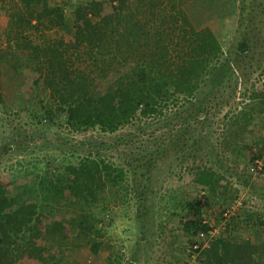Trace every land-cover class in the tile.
I'll use <instances>...</instances> for the list:
<instances>
[{"label":"trees","instance_id":"trees-1","mask_svg":"<svg viewBox=\"0 0 264 264\" xmlns=\"http://www.w3.org/2000/svg\"><path fill=\"white\" fill-rule=\"evenodd\" d=\"M241 1L233 53L222 57V20L216 25L213 20L194 22L171 0H58L49 5L44 0H0L6 16L0 76L7 70L27 85L14 115L29 127V143L13 144L12 135L1 137L0 148L7 151L13 144L11 150H25L28 156L0 183V264H63L70 251L88 261L100 248L106 250L103 264H127L123 243L115 241L111 230L116 207L124 217L133 207L138 240L149 229L144 224L147 213L177 214L175 206L188 185L200 186L210 198L224 194L226 185L214 178L220 166L240 184H249L247 177L217 159L219 155L235 164L237 142L222 136L217 147L200 144L202 132L207 133L228 102L222 92L233 87L238 56L257 41L242 31L247 3ZM181 78L197 82L192 94L181 100L171 90L162 113L141 119L125 116L124 103L114 99L109 85L113 82L123 91L133 80L155 104L163 102L162 88ZM261 84L258 92L250 93V105L258 110L264 109V79ZM6 110L0 105L2 122ZM126 126V131L116 132ZM70 131L80 136L68 137ZM95 132L114 135L91 138ZM247 150L249 170L254 159L263 156ZM188 160L199 162L188 176L155 191L165 174H183ZM263 172V165L255 171ZM252 196L264 198V190ZM191 202L192 213L179 215L176 229L190 238L188 248L196 264H263L264 207L252 213L247 208L242 216V224L261 231L254 242L229 234L239 218L228 216L226 221L222 207V229L206 247L200 241L219 220L210 223L201 212L202 202ZM162 223L160 219L157 226Z\"/></svg>","mask_w":264,"mask_h":264},{"label":"rangeland","instance_id":"rangeland-1","mask_svg":"<svg viewBox=\"0 0 264 264\" xmlns=\"http://www.w3.org/2000/svg\"><path fill=\"white\" fill-rule=\"evenodd\" d=\"M57 2L58 0H44V4L46 5ZM171 2L175 6L183 8L194 22L205 19V21L210 23L213 20V23L216 25L217 20L221 19L223 23L220 25L219 41L223 50L222 57L227 56L229 52L232 55L233 52L230 45L234 43L236 38L234 37L236 36L235 28L239 23L238 7L240 3H242L241 0H171ZM246 3L244 24L247 26H244L242 31H246L251 37H256L257 41L254 47L246 51L244 56H238L237 61L239 65L235 69L236 76L232 83L233 87L231 89L226 88V90L222 92V97L228 99V102L223 104L224 106L217 111L210 127L206 128L207 133L203 134L202 132L201 135H203V137L201 138L200 144L204 148L209 145L217 147V143L222 136L226 137L227 140L237 142L240 145V150L236 156L235 164L224 161L223 158H219V155L217 159L218 161L220 160L219 162L222 164L226 163L229 167H232V171L235 169L237 173L240 172L242 177H247L249 184L247 186L240 184L238 182V177L231 176L227 171L223 172L221 166V168H215L218 172L214 176L215 180L226 185L224 194L217 193L210 198L209 195L206 196V194H203V188H200V186L188 185L183 199H180L175 206L177 214L166 212L158 215L156 212V214L153 215V213H147L148 215L144 219V224H146L149 229L146 231L144 237L138 240L136 226L131 220L133 217V207L130 206L128 208V213H130L128 217L121 216V208L116 207L114 210L117 211V214L113 218L114 226L111 230L112 234L117 239L115 241H121L123 243L121 248L123 252V263L196 264L194 259H192L193 254L192 252L190 253L188 248V241L190 238H187L180 230L178 231L176 229L179 224V215L183 213L190 215L192 213L191 201L193 199H199L202 202L201 212L206 214V218L210 223L214 220H219L213 230L203 238V241H200L202 245L207 247L210 241L214 239L217 233L222 229L220 224L223 220L219 215L222 207L229 212L227 216L221 214L225 218L228 216L239 218L238 224L233 230L230 228L229 234H233L239 239L241 236L242 239L250 242H254L257 237H262L258 226H247L242 224V216L247 208H249L248 212L252 213L253 211L262 212L263 209L260 207H264V198L259 199L253 196L254 198H252L251 203L247 200V196L250 194H255L259 197V192L264 190V172L262 175H256L255 172L251 171L252 174L249 175L248 171L250 169H246L247 157L249 156L248 148L250 152L259 153L263 156L261 158L262 160L259 159V161L261 162L260 166L263 165L264 167V145L262 141V139H264V109L258 110L252 108L250 105V93L258 92L262 87V79H264V22L262 21L264 20V0H246ZM5 19L6 16L4 11L0 9V45H3L1 32L5 27ZM249 19L252 21H249ZM196 83L197 82L189 81L186 78L174 79L172 85L166 88L163 87L162 91H160L163 102H155V104H152V97L139 92L133 80H129L126 84L127 88H124L123 91H119L113 82H110L109 85L111 90H113L111 94L114 99L124 103L123 107H126L125 109L127 110L125 116L127 118L134 117L141 119L144 117H153L162 113L160 111L165 110L163 107L169 104L172 98L170 95L171 90H174L180 99L185 98L192 94ZM27 91L28 87L24 82L16 78L12 72L7 70L3 71V74L0 76V97L2 98L0 105L9 110H6L8 114L3 116V122L0 121V145L4 144V140H2L1 137L6 135H12L13 144L29 143L25 141L27 137L26 132H29V130H27L29 127H25L22 121L18 120L14 115V112L22 105ZM229 94H232V96L228 97ZM136 102H138V105L134 104ZM170 106L171 105H169L168 108H171ZM225 111H227L226 115L222 117ZM235 120V125L230 124ZM127 129L128 126L121 127L116 132L121 133ZM150 130L151 129L148 128L146 131L148 132ZM66 135L68 137H74L77 134L74 131H70L66 133ZM112 135L114 134H98L95 132V134H92L93 137L91 138L110 139ZM47 137L52 141L53 136L48 133ZM12 145L7 146V151L3 150L2 147L0 148V183L7 179L12 172H15L18 167L21 168L22 166L19 164L21 163L20 160H23V158L26 159L28 156L25 150H22L23 152L20 150H11ZM37 150V147H35L31 155H34ZM170 159H172V157H170ZM171 163L172 165L170 168L173 170L176 169V165H173L175 162L173 161ZM198 163L199 162H196V160L184 162L183 174L182 171H180L175 175L169 173L166 175L165 172H163L166 168L163 166V169H160L165 174L162 179L163 182L161 185L158 182L155 183V191H162L167 181H170V184H174L181 175L188 176L186 173L189 174L190 169ZM156 197L157 196L154 198L156 199ZM239 199L243 205H241V203L239 204ZM160 219L163 223L161 227H158L157 222L160 221ZM222 235H225V233ZM242 251V254H245L246 250ZM105 255V248H100L98 252L92 255L91 259L87 261L83 260L78 252L70 251L65 255V262L63 264H103ZM80 261L85 263H80Z\"/></svg>","mask_w":264,"mask_h":264},{"label":"built area","instance_id":"built-area-1","mask_svg":"<svg viewBox=\"0 0 264 264\" xmlns=\"http://www.w3.org/2000/svg\"><path fill=\"white\" fill-rule=\"evenodd\" d=\"M254 163H255V165L254 166H251L249 169L251 170V171H253V172H255L257 169H259L261 166H260V164H261V162L259 161V159H254ZM248 197V201L251 203L252 202V198H254L252 195H249V196H247ZM247 202V201H246ZM245 202V203H246ZM241 203V200L239 199V204ZM241 205H242V203H241ZM227 213H229L228 212V210L227 209H225V211L223 212V215L224 216H227ZM263 217V216H262ZM209 233H210V231H209ZM193 247H196V245H194Z\"/></svg>","mask_w":264,"mask_h":264}]
</instances>
